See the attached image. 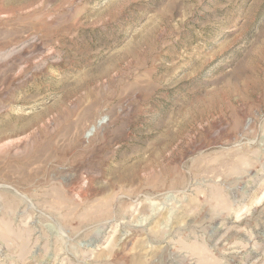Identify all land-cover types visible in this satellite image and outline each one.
Wrapping results in <instances>:
<instances>
[{"label":"rangeland","instance_id":"374dc122","mask_svg":"<svg viewBox=\"0 0 264 264\" xmlns=\"http://www.w3.org/2000/svg\"><path fill=\"white\" fill-rule=\"evenodd\" d=\"M0 264H264V0H0Z\"/></svg>","mask_w":264,"mask_h":264}]
</instances>
